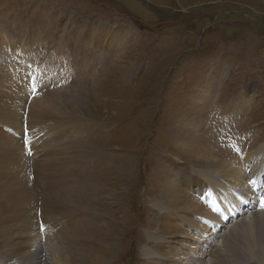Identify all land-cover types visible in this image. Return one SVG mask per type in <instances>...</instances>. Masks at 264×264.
<instances>
[{"label":"rangeland","instance_id":"rangeland-1","mask_svg":"<svg viewBox=\"0 0 264 264\" xmlns=\"http://www.w3.org/2000/svg\"><path fill=\"white\" fill-rule=\"evenodd\" d=\"M90 26L97 28L96 36L104 43L98 51L93 48L97 43L92 32L79 34V28L89 29ZM98 30L107 33L99 37ZM0 31L14 36L13 52L16 46H22L24 51L31 52L32 60L46 67H41L36 75L39 84L35 95L28 92L32 87L28 81L29 94L26 93L22 100L10 93L0 97V109L15 115L19 111L20 118L23 114L22 129L18 131L0 121V137L17 140L21 148L24 146V157H28V161H31L32 152L39 153L36 159L48 153V161L57 162L52 167L53 173L63 187L56 193L70 188L71 183L76 193L73 208L59 206L61 211H77L76 214L64 215L52 208L55 222L50 223L54 231L40 212L32 214L42 246L50 241L54 244L57 235L63 236L65 229L70 227L82 229L83 236L88 228L81 226L89 219L91 225H96L97 234L107 233L103 236L104 242L112 246L102 253L99 249L92 254L93 244L88 242L86 251L90 259L85 258L78 264H98L100 257L105 264H182V260L186 261L184 264H210L211 257H220L217 253L225 255L223 242L226 241V247L231 249L239 247L235 239L249 244L257 257L250 261L246 258L251 256L249 252L241 256L233 254L235 251L230 252L231 256L245 258L244 264H260L257 260L264 254V213L232 219L221 232L215 228L221 227L220 221L224 224L229 216V211L223 210L214 215L216 222L207 227L209 230L205 234L212 233L213 237L209 242L208 236L199 235L195 229L197 213L196 216L189 213L187 220H183V211H175L171 214L175 223L184 222L188 237H194L198 244L195 250L198 256L190 261L184 253L193 255L190 250L193 242L186 238L187 235L184 240L175 236V244L171 245L159 224L165 213L160 186L167 178L180 185L184 196L189 198L193 195L184 187V180L191 178L199 183L206 179L205 183L211 184V194L207 197L238 196L224 185H232L231 178L223 182L221 174L211 172L212 165L204 167L180 147L178 139L184 131L181 120H191L196 115L201 118L198 141L194 142L204 143L213 156L221 160L237 155L232 143L238 144L247 138L253 146L260 144L252 149L254 162L246 165L243 161L241 168L245 177L239 181L240 187L245 185L246 189L253 175H248L249 168L259 163L255 173L264 176V162L259 159L264 158V0H0ZM114 33L121 44L118 43L114 57H104L112 53L108 52L113 48L108 39ZM10 58L4 62L5 69L3 67L0 74L9 72L11 61L15 59ZM120 60L123 64L117 71L115 66ZM75 65L80 67V72L75 70ZM26 67L27 63L24 69ZM20 72L19 76L25 79ZM120 72H126L127 76ZM1 89H5L2 84ZM47 90L56 96L50 103L56 114L40 113L36 107L37 116L47 120L66 112L71 115L63 119L73 118L80 123L66 128V134L63 132L68 137L61 144L65 148L60 153L52 149L55 133L45 134L53 131L55 121H32L30 118L32 102ZM31 122L32 130L26 126ZM46 122L50 129L39 131L38 124ZM57 132L60 134V128ZM47 146L50 150L40 152V147ZM74 147L88 151L85 166L72 164ZM24 157H18L19 164H24ZM197 171H207L212 176L204 178ZM33 178L29 175L32 184ZM201 193L199 189L196 200L203 207L207 199ZM97 210L103 214L101 217L96 215ZM253 218L259 219L257 227ZM41 224L45 227L42 234L38 232ZM154 237L158 240L167 237L162 240L164 248L156 251L149 239ZM200 237H205L202 238L205 242ZM187 240L190 245L184 247L182 243ZM165 249L170 250L172 257L161 253ZM2 257L0 264H15L16 260H9L18 259ZM150 257L159 259L154 258L156 262H152Z\"/></svg>","mask_w":264,"mask_h":264},{"label":"bare ground","instance_id":"bare-ground-1","mask_svg":"<svg viewBox=\"0 0 264 264\" xmlns=\"http://www.w3.org/2000/svg\"><path fill=\"white\" fill-rule=\"evenodd\" d=\"M95 29H97V28L92 27V26H90L89 29L88 28H79V34L84 35L88 31L92 32V34L94 35V41L97 43V45H95L93 48H95L98 51L99 49H102L104 43L102 42V40L101 41L98 40V37L96 36V30ZM106 33L107 32H105L104 30L102 32L100 30L97 31V34L99 37L105 35ZM127 33H129V32H127ZM13 38H14V36L10 35L8 32L6 33L4 31H0V71L3 70V67L5 69V63L4 62L8 59H11L10 57H12V58L14 57L15 58L14 60L17 63L16 64L14 62V60H12L11 65H10L11 68L9 69V72L3 71L0 74V85L2 84L5 87V89L0 90V97H6L5 94L10 93V94H13L19 100H22L26 93H28V92L31 93L32 87L30 88L31 83H30V85L27 84V82L29 81L28 79H26V78L23 79V77L19 76V71H22L20 73H21V76H24V77H25L27 72H33V74L36 76V75H38L40 68L45 67V66H43L42 64L32 60L33 55L31 54V52L24 51L22 46H18V47L16 46V50H14L15 52H13L12 51V46L14 45ZM26 39H27V37H26ZM31 39H32V37H31ZM118 39H119V36L116 33H114L112 35V37H110V39H108L109 46H113V48H111L112 50H109V49H107V50H109L108 52H112L114 54L111 55L112 53H110V54L105 55L104 57L108 58L110 56H112V57L115 56V51L118 50V46L121 44L118 41ZM118 43H120V44H118ZM21 44H23V43H21ZM92 44H94V43L92 42ZM106 44H108V43H106ZM10 52H13V55H9ZM66 54H67V56H70V54H68L67 52H66ZM74 58L75 57L73 56L72 60H74ZM122 62L123 61H121V60H120V63L117 61V66H115L117 71L120 70V66H121V64H123ZM26 63H27V67H26V69H24V66H26ZM16 65H18V66H16ZM28 65H32V68H29ZM37 65H39V67H37ZM47 69H49V68H47ZM75 70H77V72H80V67L75 65ZM105 70L107 72V75H110L109 71H107L106 68H105ZM120 73L123 76H127L126 72H124V73L120 72ZM68 80L69 79L66 78V81H68ZM208 88H210V86ZM27 89H29L28 92H27ZM53 93L54 92L47 90L45 93L42 94L40 99H36L34 102H32L31 107H30V118L32 121H34V119H38L41 122L55 121L53 123V125H54L53 131L47 132L45 134H52L53 135V132L55 133V135L52 136V137H54V140H52L53 141L52 145H54L55 147L52 149H55L54 150L55 152L60 153L61 150L65 148V145H61V144L62 143L64 144V141L68 137V136L67 137L65 136L66 128L70 129V127L79 125L80 123L79 124H78V122L76 123L75 119H73V118L63 119L62 118L63 116L69 117L71 115V114L66 113V112H63L64 115H62V116H51L47 120H44L45 118L37 116V111L35 110L36 107H39L38 109H39L40 113L56 114L55 108L50 104L52 100L56 99V96ZM39 97L40 96H38V98ZM20 111L22 112L24 110H22V108H20ZM26 111H29V110H26ZM18 112L19 111H17L16 115H15L14 113H12L10 111H4L3 109H0V121L3 123H7L10 126H13L16 129V131H18V130L22 129L21 120L23 119V114L20 118ZM18 118H20V120ZM200 119L196 115L194 117V119H191V120L186 119V121L181 120L182 123L180 125L183 126L184 131H181L182 132V136H181L182 138L180 140L178 139V143H179L180 147L184 150V152H187L192 157H194L193 159L197 160V163H198V161L203 163L204 167L209 168L212 165L211 168L213 169V171H211V172L218 173L217 174L218 176H220V174H221V178H222L223 182L230 181V178H231L233 180V184L230 186H232V187L238 186L239 188H241L240 187L241 182H239V181L241 180L242 177H245L244 170H243V168H241V166L244 165V162L246 165H247V162H249V163L254 162V160H252V157L254 156L255 153H254V150H252V149H254L256 146H258L260 144H256L255 146H253L252 144L248 143V141H246L247 138H245L243 140V137L241 136L240 140H243V141H241V143H238L239 147H235L234 149L232 148L237 155L234 154L231 158H227L226 160H221L218 157L213 156V154L209 151L210 148L207 145L204 146V143H203V145H202V143L200 145L198 142H194V141H198V136H199V132H200L199 127H200V123H201ZM56 120H57V122H56ZM26 121H27V119H26ZM31 124H33V123L31 122L29 124H26V126H29V129H31V126H30ZM34 125L32 127H34ZM38 125L41 126V127L39 126V131L40 130H46V129L49 130L51 127L49 124H47V122L46 123H40ZM87 127L88 126H86L85 128H87ZM59 128H60V134H58V132H57ZM34 129H35V127H34ZM178 129H179V127H178ZM70 131L71 130H69V132ZM63 132H65V134H63ZM38 133H40V132H38ZM61 133H62V135H61ZM70 133H72V132H70ZM60 136L62 137V139ZM63 137H65V138H63ZM60 139H61V141L58 142ZM230 144H231V142H230ZM230 144H229V148H230ZM231 145L233 147L235 144L232 143ZM47 148L49 149L50 146L49 147L47 146L46 148L40 147V152H44V150ZM24 150H26L25 147L22 146V148H21V146L18 145L17 140L10 141V139L6 136L0 137V237H1L0 256H3L2 258L14 257V256L18 257V259H14V258L12 259L11 258L10 260L8 258L9 261L16 260L15 264H17L18 261L23 262L22 264H78V262L84 260L85 258L90 259L89 255L87 254V251H86V249L89 248L88 242H91L93 244L91 246L92 254H94V252L98 251L99 249H102V251H101V253H102L105 249L107 250L108 247L112 246V244L108 245V244H105V242H104L103 236L106 235L107 233L103 232L101 235L97 234V232H96L97 230H95L96 228L94 229V227L96 225L95 224L91 225L89 219H87L86 222L81 226V228L82 227L84 228L85 226H87V228H88L87 230H84V232H83L84 237L80 233V231L82 229L70 227L68 229H65L66 232L63 236H60L59 234L57 235V238H56L54 244L50 241L51 240L50 239L49 240L50 243H45L42 246V244L40 243L39 234L37 232H35V229H36L35 227H37V222H35V224H34L35 219L32 218V214L36 211L40 212L41 213L40 215L43 216L45 223H47L53 229L51 223L55 222V217L52 214L53 213L52 208L55 207L58 209V212L56 211V213H60L59 211H61V209H59V206L67 208V209L73 208V206H74V204H73L74 203V195H76V193H74L75 190H73L71 188L72 183L69 185L70 188L65 189L59 193H56V192L60 191L63 187H62V185H59L60 183L59 184L57 183V182H59V181H57L58 177L55 176L53 173L52 167H53V165L57 164V162H49L47 159L48 153L43 155L41 158L36 159L35 156L39 153L32 152L31 161H28L30 159L28 157H24ZM257 152H256V154H257ZM50 153H52V152H50ZM19 156L24 157V164L25 165L18 163V157ZM51 156L53 157V155H51ZM56 157H55V159H56ZM88 158H89L88 157V151L86 149H84L82 147H74L73 153H72V160H71V161H73L72 164L73 163L74 164H83L86 162V160H88ZM33 159L37 160V161L34 162ZM66 159L68 160V158H66ZM46 164L49 166H46ZM259 164H258V166H259ZM83 165L85 166L86 164H83ZM76 171H78V170L76 169ZM197 172L199 175L201 172L202 176H204V178L207 175L212 176V174L211 175L208 174L207 171H197ZM29 175L34 176V178H33L34 183L33 184L31 182V180H29ZM193 177L195 178L198 176H193ZM225 177H226V180H223ZM205 181L207 182V180L204 179V182L199 183L196 180H192V178L190 180H186V179L184 180V187L187 188L191 192V194L193 195V197H191V198L184 196L182 189H181V186L178 185L177 183H175V181L171 178H167L164 181V183L161 184L162 186H160V190L163 192L162 194L161 193L160 194L162 196V199L164 200L163 206L165 209V213L162 215V219H161L160 224H159L160 228L163 231L162 233L168 235V240H170L171 245L175 244V240H176L175 236H180L179 238H181L183 240L186 238H189L188 240L193 242V245L190 246V250H191V252H193L192 253L193 255L191 256L190 254H187L186 252L184 253L186 260H187V258L189 259L188 261H190L192 259V257L198 256V255L196 256V252H195V250H197L198 244L194 240L195 239L194 237H188V235H187L188 229L183 224L184 222L177 225V223H175V220L171 214H174L175 211L176 212L183 211V214H181V218L183 220H185L189 213H192V214L197 213L199 215V217L197 218V220L194 224V225H198V226H195L197 233L199 235L200 234L204 235L205 233H208L209 228L207 229V227L212 226L213 223L216 222V218L214 217V215H218L220 212L225 210V208L222 207L219 199L217 197H215L214 195H212L211 197H207L208 194H211L210 187H209L211 184L208 185L205 183ZM222 181H217V182H220V184H222ZM61 183H63V182L61 181ZM83 183H85V182H83ZM84 185L85 184H82V186H84ZM34 186L36 187L35 189H34ZM244 187H245V185H244ZM199 189L202 190L201 195H203V198L207 199V205H203V207L201 205H199L198 200H196V199H198L196 194L199 192ZM65 191L67 194H65ZM231 195H233V194H231ZM227 196H229V194H227ZM234 197H237V196H234ZM34 199H35V201H34ZM38 200H40V204L38 203ZM199 200H201V199H199ZM53 203H56V205ZM31 204H33V207L30 206ZM38 204L40 206H38ZM159 207H161V206H159ZM98 211L99 210L96 211V215L101 217V215H103V214L101 212H98ZM61 212L64 215H65V213H67V214L71 213V216H72V214H76L75 212H77V211H69V212L68 211H61ZM234 213L237 214L238 210H235ZM197 214H195L194 216H196ZM28 215H29V218H26V216H28ZM184 215H186V216L184 217ZM79 217L81 218V216H79ZM81 220L83 221V219H81ZM252 220L254 221L253 224L255 225V227H257L259 224V222H258L259 219L253 218ZM201 222H204L203 226H201ZM38 224H39V221H38ZM250 225H251V223H250ZM99 227H101V226H99ZM53 231H54V229H53ZM55 233H58V231ZM186 235H187V237H186ZM13 237H17L19 239L14 240ZM169 237H170V239H169ZM238 237L239 236L237 235V238ZM47 239H49V237ZM47 239H43V240H45L43 242H46ZM149 239L153 242L152 243L153 246L156 247V251H158V249L164 248V245H163L164 242H162V240H166L167 237H160V240H158L155 237L149 238ZM188 240H187V242L182 243V245L184 247H186L187 245H190L188 243ZM230 240L232 241L231 238H230ZM235 240H236L237 244L239 245V247L231 249L229 247H226V245H227L226 241L223 242L222 246L225 249V255L221 252L217 253L221 258L218 256L217 257H211V262H209V263L210 264H229L228 261H230L231 264H244L245 258L243 260H241L239 257H232L230 254V252L232 253V251H235V252H233V254L235 253L236 255H241V256H242V253L249 252L250 253L249 255H251V256L246 257V258L250 261L254 260V258L256 259L257 256L252 253L253 249L251 252V248H250L249 244H244L243 242H241L240 240H237V239H235ZM160 241H161V243H160ZM202 241L205 242V240H203V239H202ZM210 247H211V245H210ZM187 249L188 248H186V250ZM162 251L163 252H161V253H166V254L168 253L167 257L168 256L172 257V256H170V254H171L170 250L165 249ZM13 253H15L16 255L13 256L12 255ZM208 256H210V255H208ZM214 256H215V253H214ZM259 256H260L259 257L260 260H257V261L260 264H264V254H260ZM94 257H98V256H94ZM154 258L159 259V257H150L152 262L156 260ZM208 259H209V257H207V260ZM91 260H94V258L92 257ZM174 260H176V259H174ZM182 261L186 262L184 260H182ZM183 262H182V264H184ZM97 263L98 264H105V261H103L102 258L100 257V259H98ZM198 264H202V262H199Z\"/></svg>","mask_w":264,"mask_h":264},{"label":"snow or ice","instance_id":"snow-or-ice-1","mask_svg":"<svg viewBox=\"0 0 264 264\" xmlns=\"http://www.w3.org/2000/svg\"><path fill=\"white\" fill-rule=\"evenodd\" d=\"M29 68H32V65H28ZM37 67H39V65H37ZM34 71V70H33ZM25 78L28 79L30 81V83L32 84V92L35 95L38 91V87L37 85L39 84V77L35 76L33 74V72H27L25 75ZM29 154H31L29 152ZM250 183H254V181H251ZM261 207H264V200L261 201ZM41 232H43L45 230V227L43 224L40 225V229Z\"/></svg>","mask_w":264,"mask_h":264}]
</instances>
